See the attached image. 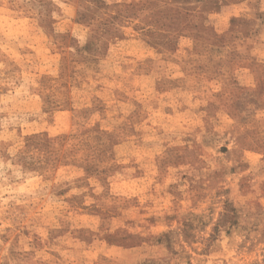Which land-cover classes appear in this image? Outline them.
I'll use <instances>...</instances> for the list:
<instances>
[{"label":"rangeland","instance_id":"rangeland-1","mask_svg":"<svg viewBox=\"0 0 264 264\" xmlns=\"http://www.w3.org/2000/svg\"><path fill=\"white\" fill-rule=\"evenodd\" d=\"M0 264H264V0H0Z\"/></svg>","mask_w":264,"mask_h":264}]
</instances>
